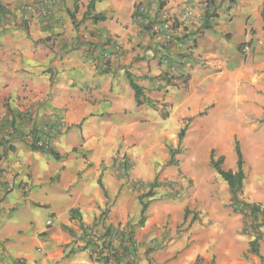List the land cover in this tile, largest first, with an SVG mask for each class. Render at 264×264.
<instances>
[{
    "label": "crops",
    "instance_id": "1",
    "mask_svg": "<svg viewBox=\"0 0 264 264\" xmlns=\"http://www.w3.org/2000/svg\"><path fill=\"white\" fill-rule=\"evenodd\" d=\"M23 1L0 3L17 6ZM204 1L95 0L90 14L102 13L106 19L94 21L87 13V0H62L51 20L35 16L0 32V264H104L91 258L90 248L78 250L84 244L81 224L98 235L104 227L134 224L139 203L132 185L174 179V168L179 166L165 167L157 178L163 164L150 163L156 136L169 132L154 135L148 144L136 135L139 120L130 116L124 103L125 97L135 99L128 72L143 87L147 100L169 103V113L160 116L177 119L169 134L178 133L187 119H192L189 129L200 131L205 118L223 117L226 105L236 103L246 114L243 126H235L232 134L241 145L242 135L251 136L256 150L253 162L243 153L244 170L264 162V122L252 123L264 116V0H210V8ZM138 3H142L140 20L133 16ZM208 8L215 16L204 28ZM157 17L176 21L177 26L153 36L143 25ZM187 33L194 36V43L188 37L181 46L178 37ZM245 45L249 52L243 51ZM187 46L193 67L184 88L167 80L168 73L178 74L161 62L159 50L175 61ZM146 106L159 112L147 102L136 103L137 111ZM201 113L203 120L195 122ZM60 115L67 127L53 143L58 156L33 148L28 139L31 130L35 127L39 133ZM119 152L132 162L126 174L114 164ZM141 162L146 167L138 173ZM261 180L256 169V185ZM246 184L245 178L244 190ZM247 189L252 197L253 188ZM224 201L217 200L216 205ZM106 208L107 214L100 218ZM39 209L58 223L27 219ZM140 228L135 230L145 240L148 231ZM183 246L170 243L142 257L139 264H195L199 255L207 259L208 244L173 258ZM263 246L262 242L264 256ZM248 248L249 242L247 253ZM242 249L234 245V251ZM251 257L253 264H264L258 256ZM245 261L241 264H252Z\"/></svg>",
    "mask_w": 264,
    "mask_h": 264
},
{
    "label": "rangeland",
    "instance_id": "2",
    "mask_svg": "<svg viewBox=\"0 0 264 264\" xmlns=\"http://www.w3.org/2000/svg\"><path fill=\"white\" fill-rule=\"evenodd\" d=\"M23 2L19 3L17 6L4 5L8 11L0 19V32L8 29L10 25L17 21L21 23L28 22L29 19L31 20L35 17L33 11H26L23 8ZM87 2L89 3V0H87ZM82 4L84 5V3ZM141 4L142 3H138V7ZM137 20H139L138 16ZM164 20L168 19H159L157 17L152 21H145L143 26L152 33L153 36L160 35L162 32L166 33L169 31L155 30L153 25L158 22H163ZM171 23L173 25L172 21ZM189 35L190 33H187L184 37H178V43L184 46L182 43H185ZM190 48L191 47L187 46L182 54H188V56H190ZM159 51L160 60L165 63L164 58H170V56L161 52V50ZM190 70H188L187 73H181L171 69V72H175L178 75L176 76L175 74L168 73L166 78L170 79L172 82L176 81L185 88L187 81L184 80L190 76ZM125 98L124 103L126 107L130 109V116L133 118L137 117L139 120L136 135L140 136L142 143L148 144L151 142L154 135H159L165 130L171 133L176 128L178 121L175 117L164 120L160 117H164L169 113V103L156 104V108L159 112L150 106H146L144 109L137 111L134 97ZM245 114L246 112L238 111L236 103H228L225 110H222L223 117L216 118L218 116H211L209 120L205 118L202 123L203 127L200 131L195 128L191 130L188 125L186 135L182 140H179L178 133H168L160 137L156 136L154 141L155 144H153L154 151L151 156L152 162L150 163H154L155 167L158 165L162 166L163 164V168L159 172L157 171V178H160V175L164 174V168L169 166V164H167L169 161L167 160V156L170 154V148H181V153L176 155L179 164L175 165L179 166V169L174 168V172L171 176L174 177V179L161 180L159 188H155L156 193L153 197L145 198V201L151 199H153V201L146 211L147 218L143 226L138 224L141 209L138 197V207L134 208V226L137 230L141 229L140 227H144L148 232L147 238L144 240L135 230L137 249L127 259L130 261V264H139L142 257H148L150 253L152 254L159 249L165 248L168 244L176 242H182L185 246L176 252L173 256L175 259L182 256L188 248L196 245L208 244L209 249H207L206 252L207 259L199 255V260L196 259L195 264H241L245 260H247L245 262H249L248 260H250L253 264L254 259L251 256L254 254L247 253L246 250L247 243L252 239L250 227L252 219L233 209L230 203L231 195L227 183L217 174L209 162L210 153L214 150L216 158L221 155L225 156V161L223 163L225 169L236 168L237 155L235 151V139H238V136L233 135L232 130L237 125L241 124L243 126L242 116ZM203 115L204 113H201L197 116L195 122L202 121L203 118L201 117ZM187 120H185V122ZM191 121H189V123ZM263 122L262 119L252 121L253 124L259 126H262ZM250 137L251 136H241L242 143L244 144V146L243 144L241 145V148L243 153L245 152L246 158L253 162V153H255L256 150L254 148V142L250 141ZM120 153L121 157L123 155H126V157L128 156L123 152ZM127 159L130 160L128 157ZM139 160L140 159L137 161L139 162ZM139 164L138 173L146 167L143 162ZM130 165L132 166L131 160ZM180 166L181 168L183 167V170L180 169ZM256 169L261 172L262 180L259 185H256L254 181ZM245 172L247 174V188L248 186L253 188L251 189L253 195L252 197H248V189L245 188V190H242V199L251 202H260L264 206V162L257 168L245 166ZM126 173H128V171ZM148 173V171H145L144 176L147 177L149 175ZM152 182L153 181L143 184L141 181H136L132 187H134V190L137 191V196H139L142 192H146L149 189ZM222 199L225 200L224 203L216 205V201ZM189 200L195 201V206L191 204ZM186 212L187 219L184 220ZM27 219H38L40 222L43 221L44 223L47 219H51L55 223H58L57 218L54 220L49 216L47 211L43 209H39L38 212L32 213ZM124 225L126 224H123V226ZM118 230L119 232L115 229L112 234L115 248L118 247L120 236L123 231H126V227L124 226L123 230H121V228ZM262 230L263 238L261 243H264V226ZM84 244H81L79 248L77 245L74 247L80 250V247H83ZM234 245L243 249L239 252L234 251ZM90 251L95 259L98 254L93 253L91 249ZM152 260L155 261L154 258H152Z\"/></svg>",
    "mask_w": 264,
    "mask_h": 264
},
{
    "label": "trees",
    "instance_id": "3",
    "mask_svg": "<svg viewBox=\"0 0 264 264\" xmlns=\"http://www.w3.org/2000/svg\"><path fill=\"white\" fill-rule=\"evenodd\" d=\"M206 2L210 8L212 6V2L210 0H206ZM163 5H164V2H161L160 7L162 8ZM94 6H95V0H89L88 10H87L88 14H90V11L91 9L94 8ZM4 8L5 7H2V9ZM209 8L206 12V20L203 25L204 28L210 27V24L208 22L209 17L215 16V14L213 13L214 9L211 12ZM139 15H142V13L140 14L138 12V6H136L133 16L137 17ZM72 16L74 18V14H72ZM90 17L94 21H100V20L106 19V15L102 13L90 14ZM173 26L174 27L177 26L176 21L173 22ZM127 77L130 81L131 87L133 88L135 92V100H136L137 105L140 106L147 102L153 107H156V105L153 102H151L150 100H147L144 94L143 87L133 79L130 72L127 73ZM167 80L169 82H172L170 79H167ZM184 81H187V78H185ZM189 121H191V119H188L185 122L184 126L178 132L179 140H182L185 137L186 131L188 129ZM262 121H264V116L262 118ZM30 133H33V134L37 133V131L35 132V127L31 130ZM30 144L33 148L38 149L35 143L32 142ZM41 150L44 152L50 153L54 156H58L57 152H55L53 148H48V149L43 148ZM235 151L237 155L235 169H225L223 167L225 156L221 155L218 158H216L214 154V150H212L210 153L209 162H210V165L215 169L217 174L227 183L229 191H230V195H231L230 203L233 209L235 211L241 212L244 216L251 217L252 221H251L250 227H251V232H252L251 233L252 239L249 241L248 252L258 256L260 260L263 262L264 256L261 254L260 247H261V240L263 238L262 227L264 226V206L260 202H251V201L242 199V190L244 187V180L246 178V172L244 170L245 159H244V154L241 148V143L237 138L235 139ZM179 153H181V148L179 147L170 148V159L167 162V164L178 165L179 160L176 158V155ZM120 157H121V153L119 152L117 157L114 158V164L117 166L120 162L119 161ZM122 158L124 159L123 161H125L123 162V164L126 165L127 167L126 155H123ZM99 183L103 187L101 180H99ZM158 186H159V183L157 179H155L152 182V184H150L149 189L146 192H143L138 196L140 204H141L140 219L138 221V224L141 226H143L146 221V218H147L146 211L150 203L153 201V199L145 201V198L153 197L155 195L154 189ZM103 189L105 191L104 187ZM76 212L77 210L75 209L71 211L72 218L76 216ZM107 212H108L107 208L102 210L100 214V218L104 217L107 214ZM186 219H187V212L185 213V216H184V220ZM124 226L126 227V231L122 232L119 243H118V247L115 248L113 240H112L113 231L116 229L119 232L118 229L121 228V230H123ZM124 226L120 223L117 226L104 227V231L101 234H99L96 239H92L88 232V228L85 227L83 224H81V229H82L81 239H83L85 242L84 246L81 247V250L88 249L90 247H94L95 245H97V247L101 248V249L98 248L99 254L96 257L97 260L102 261L104 264H130V261L127 259L137 249L136 240H135V226L134 224H126ZM70 231L72 230L70 229ZM71 253H73V250L71 251ZM91 258H94L93 254H91ZM197 260H199V257H197Z\"/></svg>",
    "mask_w": 264,
    "mask_h": 264
},
{
    "label": "built area",
    "instance_id": "4",
    "mask_svg": "<svg viewBox=\"0 0 264 264\" xmlns=\"http://www.w3.org/2000/svg\"><path fill=\"white\" fill-rule=\"evenodd\" d=\"M62 3V0H26L23 2V8L26 11H33L35 16L43 18L44 20H51L55 14V11L58 9L59 5ZM207 2L204 1V6H207ZM4 5L0 3V19L7 13V9L4 8ZM138 19H141V15L138 16ZM172 23L169 20H164L163 22H158L153 25L155 30H172ZM191 44L194 43V36L189 37L188 40ZM185 44V43H182ZM250 46L245 45L243 51L249 52ZM117 50L120 51L119 47ZM191 51V50H190ZM108 56V54H106ZM165 63L170 65L171 69L177 70L181 73H187L188 70L192 68V61L188 57V54H183L180 56L179 59L173 61L171 58L167 57L164 58ZM66 120L63 115H60L54 123L44 125L39 133L33 134L30 133L28 135V139L30 143H35L38 149H48L53 147V143L55 138L66 130ZM123 157V156H122ZM119 158L118 168L121 173H126L130 168V160L127 159V167L123 164L124 159ZM122 163V164H121ZM48 223L50 224L51 221L49 220ZM92 239H96L98 237L97 232H93L92 230L88 231ZM85 243V242H84ZM95 248V249H94ZM97 245L94 247H90L95 254H99V248Z\"/></svg>",
    "mask_w": 264,
    "mask_h": 264
}]
</instances>
